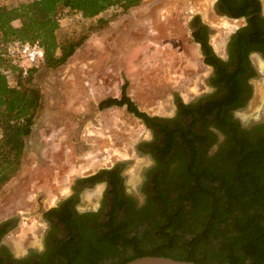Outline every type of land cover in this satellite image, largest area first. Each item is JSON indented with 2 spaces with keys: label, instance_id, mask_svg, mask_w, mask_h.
I'll return each instance as SVG.
<instances>
[{
  "label": "trees",
  "instance_id": "trees-1",
  "mask_svg": "<svg viewBox=\"0 0 264 264\" xmlns=\"http://www.w3.org/2000/svg\"><path fill=\"white\" fill-rule=\"evenodd\" d=\"M141 2L27 0L10 5L0 0V187L20 169L21 145L31 133L42 101L41 91L30 86L37 66L24 73L12 44L17 40L39 43L44 51L41 65L58 68L85 40L81 36L60 41L62 9L91 18L111 7L128 11ZM240 2V10L230 12L233 17L255 13L232 35L228 61L215 52L208 35L194 33L202 44L204 62L216 68L210 77L216 92L193 103L177 97L178 113L191 117L189 122L141 110L127 94V81L120 96L99 102L100 109L126 106L155 131L153 144H144L156 157L160 155L158 165L168 176L164 190L161 175L149 178L159 183L153 189L155 207L137 211L129 196H118V185L123 182L119 163L101 168L80 177L78 183L93 186L108 180L112 190L106 197L112 198L107 201L106 208L111 209L106 215L100 217V211L79 213L75 209L78 198L66 197L43 213L45 219L58 224L47 235L46 250L16 258L4 246L0 264H125L144 255L197 264H264V122L243 127L233 114L252 94L249 79L256 71L249 65L248 52L264 54V18L261 0ZM16 20L20 25L14 24ZM11 74L15 84L9 80ZM209 120L225 135L212 155L205 150L216 137L205 127ZM173 162H177L175 170L171 169ZM12 227L10 220L1 222L0 239Z\"/></svg>",
  "mask_w": 264,
  "mask_h": 264
},
{
  "label": "rangeland",
  "instance_id": "rangeland-1",
  "mask_svg": "<svg viewBox=\"0 0 264 264\" xmlns=\"http://www.w3.org/2000/svg\"><path fill=\"white\" fill-rule=\"evenodd\" d=\"M25 1L4 0L10 5ZM212 2L142 0L128 11L111 7L91 18L68 9L59 12L60 41L81 36L85 40L64 65L39 64L30 82L42 93L41 106L21 145L20 169L0 187V223L13 224L0 241L13 254L42 249L48 227L43 213L71 194L79 176L119 163L128 192L144 199L145 175L158 160L139 143L153 140L155 131L126 106L100 109L99 102L120 96L127 81V94L141 110L190 121L178 113L177 97L193 103L216 92L210 84L213 69L192 37L191 16H202L209 26V41L222 58H227L229 36L242 24V19L216 14ZM14 24L20 25V20ZM251 58L256 69L249 79L252 94L233 111L247 128L264 122V58L255 52ZM9 80L15 84L14 75ZM205 127L216 134L205 148L212 155L225 135L210 120ZM90 155L97 158V165L86 166ZM176 165L173 162L171 169ZM105 189V182L82 188L78 209H99Z\"/></svg>",
  "mask_w": 264,
  "mask_h": 264
},
{
  "label": "flooded vegetation",
  "instance_id": "flooded-vegetation-1",
  "mask_svg": "<svg viewBox=\"0 0 264 264\" xmlns=\"http://www.w3.org/2000/svg\"><path fill=\"white\" fill-rule=\"evenodd\" d=\"M241 0H213V2H212V9H213V11L216 13V14H218L219 16H226V17H229V18H236V19H242V24H241V26H239L238 28H237V30L239 29V28H241V27H244V26H246L247 24H248V19L249 18H251L253 15H254V13L255 12H253V13H249V14H245V15H241V16H238V17H233L232 15H231V11H234V9L235 10H240V8H241V6L243 5L241 2H240ZM247 2V0H245V2L244 3H246ZM253 8V7H252ZM252 8L251 7H249L248 8V10L249 11H252ZM261 16H263V18H264V15H263V13H262V15ZM190 25L192 26V37H193V40L200 46V48H201V52H202V44H201V42L200 41H197L196 39H195V35H194V33H201L202 35L204 34V35H208L209 36V26L203 21V19H202V16L199 14V13H195V14H193L192 16H191V18H190ZM204 26H207V28H206V30L204 29ZM236 30V31H237ZM236 31H234L230 36H229V38H228V40H227V42H226V52H227V58H222L221 56V58L224 60V61H228L229 59H230V43H231V40H232V35L236 32ZM258 53V54H260V56L262 57V58H264V54H263V52L262 51H260V50H252V51H249L248 52V60H249V65L251 66V68L252 69H254L255 71H256V69H255V67H254V65H253V60H252V58H251V54L252 53ZM203 53V52H202ZM210 66V65H209ZM212 69H213V72H212V75H213V73H214V71H215V69L216 68H214V67H212V66H210ZM251 68L248 70V72L250 73L251 72ZM211 75V76H212ZM234 114V113H233ZM234 118H236V119H238L237 117H235V115H234ZM239 120V119H238ZM240 121V120H239ZM189 122V121H188ZM197 125H198V123H197ZM148 127V126H147ZM148 128H150V129H152L151 127H148ZM153 130V129H152ZM197 130V129H196ZM156 138H154L153 140H151V141H143V142H141V143H139V147H141L142 148V150L145 152V153H148V154H151V155H155L151 150H150V148L149 147H147V144H144V143H148V142H152V144H153V141L155 140ZM161 141H159L158 143L159 144H161L160 143ZM157 158V160H158V158H160V155H158V157H156ZM156 160V161H157ZM115 165H113L112 167H114ZM105 168H111V167H105ZM118 169H120V175H121V177L123 178V182L121 183V184H119L118 185V189H117V194H118V196L121 198V199H124V196H129L131 199H132V201H131V203H132V205H133V207L135 208V210H137V211H142L143 209H144V207H146V206H153V208L155 207V205H156V197H157V194H156V192L154 193L153 192V189L155 188V187H157L158 186V184L159 183H157V182H155V181H150L149 180V178H151V180H152V177H154V176H156V177H159V175H161L162 177H163V181H162V183L160 184L161 185V187L163 188V190L164 189H166V186H167V183H166V178L168 177L167 176V173H166V171L164 170V168H162V166L161 167H159V165H158V162H157V164L156 165H154V166H152L150 169H149V172H147V174L145 175V179H144V183H143V186H142V194H143V196H144V199L142 200V201H140L139 199H136V196H134V195H132V194H130L129 192H128V190H127V188H126V184H125V181H124V175H123V172H122V169H121V167H120V165H119V167H118ZM169 175V174H168ZM80 177H82V176H79V177H77L75 180H74V182H73V184L71 185V190H72V192H71V194L69 195V196H71V195H74L75 196V198L77 199L78 198V196H79V193H80V190L82 189V188H84V187H88L90 184H87L86 186H83V185H81V184H79L78 183V179L80 178ZM102 182H105L106 183V189H105V192H104V194H103V197H102V200H101V206H100V208L99 209H97V210H88V211H90V212H99V216L100 217H103L104 215H106L107 213H108V210H110L111 208H110V206H109V209L108 208H106V204H107V201H108V199L110 200L111 198H112V195H109V197H106V193H107V191L108 190H112V186L110 185V183L108 182V180L107 179H105L104 181H102ZM159 185V186H160ZM170 196H173V193L172 192H170V193H168ZM69 196H67V197H69ZM75 209H76V211H78L79 213H83V212H81L79 209H78V207H77V202H76V204H75ZM108 209V210H107ZM84 212H86V211H84ZM46 221L48 222V227H47V229H46V232H45V235H44V239H43V247H42V249L41 250H31V251H29L27 254H25V255H28L29 253H31L32 251H35V252H39V253H41V252H43V251H45L46 250V247H47V243H46V238H47V235L50 233V232H52L53 231V229H54V224H56V225H58L57 224V220H54V221H51V220H47L46 219ZM1 240V239H0ZM4 246H6L2 241H0V250H1V248L2 247H4ZM7 247V246H6ZM11 251V250H10ZM12 254H13V252H11ZM25 255H23V256H25ZM13 257H22V256H16L15 254H13Z\"/></svg>",
  "mask_w": 264,
  "mask_h": 264
},
{
  "label": "built area",
  "instance_id": "built-area-1",
  "mask_svg": "<svg viewBox=\"0 0 264 264\" xmlns=\"http://www.w3.org/2000/svg\"><path fill=\"white\" fill-rule=\"evenodd\" d=\"M12 48L19 55L21 63L25 67L24 73H27L28 68L41 64L44 59L43 48L37 42L31 43L17 40L12 44Z\"/></svg>",
  "mask_w": 264,
  "mask_h": 264
},
{
  "label": "water",
  "instance_id": "water-1",
  "mask_svg": "<svg viewBox=\"0 0 264 264\" xmlns=\"http://www.w3.org/2000/svg\"><path fill=\"white\" fill-rule=\"evenodd\" d=\"M125 264H197L194 261L178 260L168 256L144 255L127 261Z\"/></svg>",
  "mask_w": 264,
  "mask_h": 264
},
{
  "label": "bare ground",
  "instance_id": "bare-ground-1",
  "mask_svg": "<svg viewBox=\"0 0 264 264\" xmlns=\"http://www.w3.org/2000/svg\"><path fill=\"white\" fill-rule=\"evenodd\" d=\"M94 155V154H93ZM93 155H90V156H88L85 160V164H86V166H89V167H91V166H95V165H97L98 164V160H97V158L95 157V156H93ZM102 159H103V157H102Z\"/></svg>",
  "mask_w": 264,
  "mask_h": 264
}]
</instances>
